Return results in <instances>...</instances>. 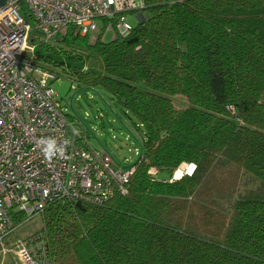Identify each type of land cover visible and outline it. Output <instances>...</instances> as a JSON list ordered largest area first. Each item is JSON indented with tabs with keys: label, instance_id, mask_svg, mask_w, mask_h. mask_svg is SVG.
Segmentation results:
<instances>
[{
	"label": "trees",
	"instance_id": "trees-1",
	"mask_svg": "<svg viewBox=\"0 0 264 264\" xmlns=\"http://www.w3.org/2000/svg\"><path fill=\"white\" fill-rule=\"evenodd\" d=\"M143 12L125 38L30 40L36 67L104 91L146 144L125 196L46 207L49 258L264 264V0H147ZM182 165L194 169L174 180Z\"/></svg>",
	"mask_w": 264,
	"mask_h": 264
},
{
	"label": "built area",
	"instance_id": "built-area-1",
	"mask_svg": "<svg viewBox=\"0 0 264 264\" xmlns=\"http://www.w3.org/2000/svg\"><path fill=\"white\" fill-rule=\"evenodd\" d=\"M146 1L6 0L0 6V264L7 255L13 264H53L43 239L46 207L101 206L127 194L133 172L82 144L52 88L66 78L34 65L30 40L52 44L67 34L108 33L125 38L129 18L139 22ZM49 140L63 155L49 158L42 143Z\"/></svg>",
	"mask_w": 264,
	"mask_h": 264
},
{
	"label": "rangeland",
	"instance_id": "rangeland-1",
	"mask_svg": "<svg viewBox=\"0 0 264 264\" xmlns=\"http://www.w3.org/2000/svg\"><path fill=\"white\" fill-rule=\"evenodd\" d=\"M22 10L21 14L27 10L26 5L22 4ZM142 14L146 15L144 12ZM128 23L135 26L137 20L129 18ZM97 36L92 35V38L96 39ZM112 39L111 33L102 37L104 42ZM52 88L58 102L65 107L69 120L83 138L82 144L85 147L109 156L113 165L122 172H127L139 162L146 152V144L104 91L77 88L76 84L63 78L53 83ZM138 88L144 89V86L139 84ZM171 102L177 108L187 106L182 97L174 96ZM4 263L13 264L12 257L7 255Z\"/></svg>",
	"mask_w": 264,
	"mask_h": 264
},
{
	"label": "clouds",
	"instance_id": "clouds-1",
	"mask_svg": "<svg viewBox=\"0 0 264 264\" xmlns=\"http://www.w3.org/2000/svg\"><path fill=\"white\" fill-rule=\"evenodd\" d=\"M42 143H46L45 152L47 153L49 158H51L57 152H59L61 155H63V149L56 148L55 141L49 140L47 142H42Z\"/></svg>",
	"mask_w": 264,
	"mask_h": 264
},
{
	"label": "bare ground",
	"instance_id": "bare-ground-1",
	"mask_svg": "<svg viewBox=\"0 0 264 264\" xmlns=\"http://www.w3.org/2000/svg\"><path fill=\"white\" fill-rule=\"evenodd\" d=\"M193 166H187V165H182L175 173L176 178L182 176L184 172L190 173L192 171Z\"/></svg>",
	"mask_w": 264,
	"mask_h": 264
},
{
	"label": "water",
	"instance_id": "water-1",
	"mask_svg": "<svg viewBox=\"0 0 264 264\" xmlns=\"http://www.w3.org/2000/svg\"><path fill=\"white\" fill-rule=\"evenodd\" d=\"M5 1H6V0H0V6H2V5L4 4ZM142 21H144V17H143L142 14H139V23L142 22ZM190 167H191V166H190ZM193 169H194V166H193V168H192V171H193ZM192 171H191L190 173L184 172V174H185V175H190V174L192 173ZM180 177H181V176H180ZM180 177L176 178V176H175V174H174L173 179L176 180V179H179Z\"/></svg>",
	"mask_w": 264,
	"mask_h": 264
}]
</instances>
